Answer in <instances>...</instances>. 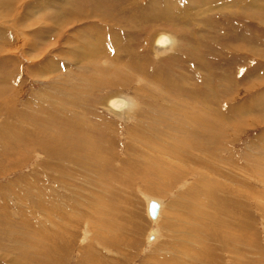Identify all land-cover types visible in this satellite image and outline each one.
Segmentation results:
<instances>
[{
  "label": "rangeland",
  "instance_id": "1",
  "mask_svg": "<svg viewBox=\"0 0 264 264\" xmlns=\"http://www.w3.org/2000/svg\"><path fill=\"white\" fill-rule=\"evenodd\" d=\"M195 2L0 1V264H264V0Z\"/></svg>",
  "mask_w": 264,
  "mask_h": 264
},
{
  "label": "bare ground",
  "instance_id": "2",
  "mask_svg": "<svg viewBox=\"0 0 264 264\" xmlns=\"http://www.w3.org/2000/svg\"><path fill=\"white\" fill-rule=\"evenodd\" d=\"M1 1V0H0ZM8 1V0H7ZM212 1V0H211ZM156 2V1H155ZM191 2V1H190ZM196 2H200V3H206V4H210V0H196ZM196 2H195V4H196ZM8 3H10V2H8ZM2 4H3V2H2ZM10 4H12V3H10ZM166 4V3H165ZM174 4V3H173ZM236 4V3H235ZM150 5V4H149ZM237 5V4H236ZM182 6V5H181ZM208 6V5H207ZM206 6V7H207ZM149 7V6H148ZM151 7V6H150ZM152 7H153V5H152ZM157 7V6H156ZM255 7V6H254ZM163 9L160 11L161 12V14L160 15H168L169 16V14H172V12H173V9H175V4L174 5H172L171 4V6H170V3L167 5H165V6H163L162 7ZM154 10H156V9H154ZM176 11V10H175ZM177 11H178V9H177ZM181 11V10H180ZM154 12V11H153ZM158 12V11H157ZM159 12V13H160ZM250 13V12H249ZM144 15V14H143ZM153 15H155L154 13H153ZM152 15V16H153ZM180 15V14H179ZM148 16V15H147ZM156 16H158V15H156ZM176 16H177V14H176ZM154 17V16H153ZM160 17V16H159ZM165 17V16H164ZM172 17V16H171ZM3 18V17H2ZM4 26V25H3ZM101 36H98V37H96V39H94L95 40V42H96V44H92V42H91V44L93 45L92 47V49H91V46H89L88 45V48H87V54L89 55V58H92V57H94V51H96L97 50V44H99V43H102V40H101V38H100ZM111 38V40H113L112 39V37H110ZM5 40V39H4ZM173 41V40H172ZM112 42V41H111ZM116 42V41H115ZM100 45H102V44H100ZM113 45V44H112ZM117 45V44H116ZM115 45V46H116ZM155 52H158V53H163V52H165V50H168V49H170V46H171V38L169 37V36H167V35H158L157 37H156V40H155ZM96 49V50H95ZM99 49V48H98ZM101 51H102V49H100ZM119 52V51H118ZM104 53V52H103ZM86 55V54H85ZM97 55V54H96ZM104 55V54H103ZM105 56V55H104ZM86 57H88V56H86ZM83 60V59H82ZM107 63H108V61H107ZM97 64V62H95V66H97L96 65ZM94 65H93V67H94ZM101 67V66H100ZM111 68V67H110ZM89 69V68H88ZM94 70V69H93ZM114 70V69H113ZM89 71H90V69H89ZM138 71V70H137ZM91 72V71H90ZM98 72V71H97ZM122 72V71H121ZM92 74H94V75H97L96 73H92ZM98 85V84H97ZM104 85V84H103ZM102 86V85H101ZM96 87V86H95ZM98 87V86H97ZM82 92V91H81ZM79 94V93H78ZM169 96V95H168ZM2 97V96H1ZM167 99V98H166ZM190 99V98H189ZM204 99V98H203ZM169 100V99H168ZM170 101H172V99L170 100ZM208 101V100H207ZM166 102H167V100H166ZM174 102V101H173ZM4 103V102H3ZM175 103V102H174ZM178 103V102H177ZM190 104V103H189ZM179 107H177L178 109H181L180 110V112L183 114V116H184V120H182L180 123H184L185 122V120H188L189 121V119H192L193 120V115H191V112H187V111H185V110H183L182 108L183 107H185L184 105L185 104H183V103H179ZM192 105V104H191ZM130 103L128 102V100H126L125 98H122V97H120V98H111L110 100H108V108L110 109V113L112 114L113 112H114V114L113 115H119V116H121V118H122V116L123 117H126V115H124V112H125V110L127 111H129V109H130ZM190 106V105H189ZM177 112V111H176ZM179 112V113H180ZM129 114H130V112H128ZM204 114V113H203ZM182 116V115H181ZM205 115H203V117H204ZM220 117V116H219ZM228 118V117H227ZM229 119H231V118H229ZM129 120V119H128ZM206 121V120H205ZM217 121H218V118H217ZM228 121V120H227ZM67 123V122H66ZM139 123V122H138ZM211 123V122H210ZM208 124V123H207ZM209 127V125H204V130L203 131H205L206 130V128L207 127ZM217 126V125H216ZM163 127V126H162ZM157 129L159 130H161V128H159V127H157ZM147 130V129H146ZM159 130V131H160ZM166 130V129H165ZM167 131H168V129H167ZM164 132V131H163ZM177 140H178V142H183V141H186L185 140V138H186V135H184L183 133H182V129H178L177 131ZM200 132H202V131H200ZM136 133V131L134 132V134ZM147 133V132H146ZM166 133V132H165ZM169 133V132H168ZM167 133V134H168ZM132 135L131 136V138H134L133 139V141H135V142H137V143H139V141L141 140V138H139L138 139V135H140L139 133H138V135ZM159 134V133H158ZM174 134H175V132H174ZM143 135V134H142ZM146 135V134H145ZM152 135V134H151ZM150 135V136H151ZM163 135V134H162ZM171 135V134H170ZM9 136V135H8ZM153 136V135H152ZM165 136V135H164ZM169 136V135H168ZM17 137V136H16ZM142 137V136H141ZM160 137V136H159ZM171 137V136H170ZM220 137V136H219ZM149 138V137H148ZM158 138V137H157ZM163 138V137H162ZM21 139V138H20ZM145 139V138H144ZM147 139V138H146ZM152 139V138H151ZM61 140V139H60ZM155 140V139H154ZM168 140V139H167ZM142 141V140H141ZM149 141V140H148ZM152 141V140H151ZM157 141V140H156ZM173 141H174V138H173ZM168 142V141H167ZM187 142V141H186ZM176 143V142H175ZM157 144V143H156ZM184 144V142L182 143V144H177V145H180V149H181V145H183ZM208 144V143H207ZM150 145V144H149ZM173 145V144H172ZM202 145V144H201ZM161 146V145H160ZM168 146V145H167ZM176 146V145H175ZM200 146V145H199ZM169 147V146H168ZM56 148V147H55ZM155 150V149H154ZM182 150V149H181ZM190 150H191V148H190ZM217 150V149H216ZM157 151H160V152H162L163 153V155H165V154H168V153H170V149L168 150V151H166V150H163V149H157ZM218 151V150H217ZM219 152V151H218ZM183 153V152H182ZM195 153V152H194ZM193 153V154H194ZM203 154V153H202ZM214 155V154H213ZM166 156V155H165ZM194 157V156H193ZM209 157V156H208ZM195 158V157H194ZM139 161V160H138ZM148 161V160H147ZM204 161V160H203ZM208 161V160H207ZM156 163V162H155ZM204 163H206V162H204ZM203 163V164H204ZM99 164V163H98ZM145 164H146V162H145ZM157 165V164H156ZM147 166H149L150 168L146 171V172H148L149 174H150V176H151V173H152V175L153 174H158V177L157 176H155L154 178H159L160 177V170H162V168L160 169V167L159 166H155V165H153V166H150V165H147ZM179 166V165H178ZM205 166H207L206 164H205ZM209 167V166H208ZM196 168V167H195ZM194 168V169H195ZM205 168V167H204ZM172 169V168H171ZM173 169H174V167H173ZM180 169V168H179ZM202 169V168H201ZM182 170V169H181ZM206 170V169H205ZM208 170V169H207ZM178 171V170H177ZM192 171V170H191ZM195 171V170H194ZM180 172V171H179ZM202 172H203V170H202ZM182 173H184V172H182ZM155 174V175H156ZM179 174V173H178ZM185 175V174H184ZM154 176V175H153ZM175 176V175H174ZM179 176V175H178ZM182 176H183V174H182ZM185 176H187V174L185 175ZM209 177V176H208ZM185 178V177H184ZM199 181H201V180H199ZM216 182V181H215ZM199 183V182H198ZM197 183V184H198ZM200 185V184H199ZM211 185V184H210ZM217 185V184H216ZM29 187V186H28ZM194 191V190H193ZM192 192V191H191ZM45 193V192H44ZM192 194V193H191ZM13 195V194H12ZM198 195V194H197ZM30 196V195H29ZM40 196H42V195H40ZM37 197V196H36ZM194 197H196V196H194ZM41 198V197H40ZM198 198V197H197ZM35 200V199H34ZM198 200V199H197ZM17 201H21L20 199H18ZM16 201V202H17ZM37 201V200H36ZM45 201V200H44ZM151 201H154V200H149V202H148V207H149V203L151 202ZM47 202V201H46ZM156 204H157V214H156V217L153 219V218H151L150 216H149V213H148V216L150 217V219H152V221L153 220H157L158 218H159V216H160V213H161V204H160V202L159 201H154ZM199 202V201H198ZM42 203V202H41ZM45 202H43V204H39V206H44V205H46V204H44ZM18 204V203H17ZM21 204H22V202H21ZM4 205V204H3ZM148 207H147V212H148ZM26 210V209H25ZM189 211V210H188ZM45 212V211H44ZM110 213V212H109ZM81 216V215H80ZM114 216V215H113ZM112 216V217H113ZM207 216V215H206ZM15 217V216H14ZM60 217V216H59ZM111 217V216H110ZM194 218V217H193ZM23 220H25V219H23ZM117 220H119V219H116V221ZM231 220H233V219H231ZM63 221H65V220H63ZM234 221V220H233ZM190 222V221H189ZM230 222V221H229ZM107 223V222H106ZM192 223V222H191ZM237 224V223H236ZM111 225V224H110ZM196 225V224H195ZM233 226V225H232ZM194 228V227H193ZM207 229V228H206ZM196 231V230H195ZM28 236H30V235H28ZM41 236V235H40ZM153 237L154 236H150L149 237V241H151L152 239H153ZM225 236L224 235H222L220 238H221V240H223V241H226L227 239H225L224 238ZM26 240H27V238H26ZM228 241H231V238L228 240ZM185 242V241H184ZM23 243V242H22ZM26 243V242H25ZM24 244V243H23ZM28 244V243H27ZM202 245V244H201ZM25 246V245H24ZM182 250V249H181ZM20 251V250H19ZM21 252V255H22V257H24L25 259H26V256H25V252H24V250H22V251H20ZM24 252V253H23ZM165 256V255H164ZM22 257H21V259H22ZM106 259V258H105ZM163 259V258H162ZM197 259V258H196ZM176 260V259H175ZM163 261H164V259H163ZM167 260H165V262H166ZM173 261V260H172ZM172 261H171V263H172ZM174 262V261H173ZM179 262V261H178ZM198 263V262H197ZM92 264V263H91ZM94 264V263H93Z\"/></svg>",
  "mask_w": 264,
  "mask_h": 264
},
{
  "label": "water",
  "instance_id": "3",
  "mask_svg": "<svg viewBox=\"0 0 264 264\" xmlns=\"http://www.w3.org/2000/svg\"><path fill=\"white\" fill-rule=\"evenodd\" d=\"M157 204L154 202V201H151L149 203V207H148V213H149V216L151 218H155L156 217V214H157Z\"/></svg>",
  "mask_w": 264,
  "mask_h": 264
}]
</instances>
